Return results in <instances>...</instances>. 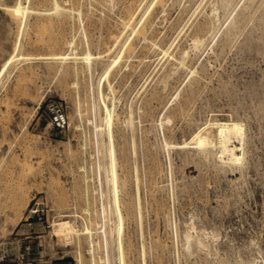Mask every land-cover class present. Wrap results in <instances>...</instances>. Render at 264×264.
<instances>
[{
    "label": "rangeland",
    "instance_id": "1",
    "mask_svg": "<svg viewBox=\"0 0 264 264\" xmlns=\"http://www.w3.org/2000/svg\"><path fill=\"white\" fill-rule=\"evenodd\" d=\"M61 1L82 17L0 9V251L29 242L44 264H79L80 253L93 264L86 234L66 240L54 223L101 217L97 264H264V0ZM130 11L139 32L124 26ZM70 37L78 48L61 63ZM183 48L181 66L170 53ZM51 102L66 106L63 132L49 124ZM215 118L244 123L238 164L180 145L198 126L215 137Z\"/></svg>",
    "mask_w": 264,
    "mask_h": 264
},
{
    "label": "bare ground",
    "instance_id": "2",
    "mask_svg": "<svg viewBox=\"0 0 264 264\" xmlns=\"http://www.w3.org/2000/svg\"><path fill=\"white\" fill-rule=\"evenodd\" d=\"M22 1L23 0H17V1L15 0L16 3L14 2V4H4V3H2L0 1V9L1 10H4V9L13 10V11L17 12V14H19V13L21 14V13H25V12H33V13L39 14L40 16H42V15L49 16V15L55 13V14H59V15H61V14L69 15L70 17H76V16L82 17V11L80 9L76 10L74 7H68V6L66 7L63 4L64 2L61 1V0H52V6L51 7L32 8V9H31V7H30V9H28L27 7H25L23 5ZM66 1L68 2V0H66ZM255 1L256 0H249L250 5H252ZM167 2H168V0H164L163 3H162V5L163 6H166L167 5ZM220 2H221V7H224V8L227 9L231 5L232 0H220ZM200 4H202V3H200ZM217 12H218V7L216 6V3L215 4H212L211 11L209 12L210 13L209 18L216 17V19H217L218 18L217 17V15H218ZM241 14L244 15L245 13H241ZM244 16L242 18H244ZM206 20H205L204 23H201L200 25L198 24L199 25V29L200 28H203V26L206 23ZM123 23H124V26H126V27L128 26L133 31L139 32L138 23H136V13L134 11H130L124 17V22ZM8 24H10V23H8ZM152 24L150 23L149 25H147L148 30L152 29ZM202 30H204V29H202ZM196 31H199V30H196ZM205 31H206V29H205ZM199 33H201V30H200ZM199 33L195 32V34L193 35V39H192V45L196 49L199 48L200 46H202L203 45L202 42L204 41V39L202 38V36ZM206 33H204V34L206 35ZM202 35H203V33H202ZM142 36L144 37V39H147V37H145L144 34H142ZM65 42H66V45H67V50L63 53V56H61V63H65V61L63 59H64V55L68 51L73 52L76 48H78V46H77L78 45L77 38L70 37ZM148 45L150 47H155V48L156 47H158V48L160 47L159 46V42L158 41H155L153 39L150 40V42H149ZM171 46H172V44L169 47H163V48H161L162 52H164L166 55L169 54V51H170ZM1 50H3V49H1ZM54 53H55V51H54ZM59 53H57V54H59ZM57 54H55V55H57ZM188 55H189V50L187 48H183L178 53H170L171 59L174 60V63H176L177 65H181V66L182 65H185V60L188 57ZM168 58H169V56H168ZM75 62L77 63V60H75ZM187 65H188V63H187ZM178 67H180V66H178ZM171 73H172V71L167 72V74L166 73L165 74L168 77V76H170ZM166 80L164 79L163 82H165ZM77 84H78V82H74V85H77ZM41 101H42V99L39 100L35 104V107L33 109L34 112L32 111L33 112V115L38 110V108L40 107ZM108 111H109V108L107 107V112ZM79 112L81 114V111L80 110H79ZM31 117H33V116H31ZM106 120H107V122H110V119L108 118V115L106 116ZM89 121H91V119H89ZM132 121L133 120L130 119V122L133 124ZM212 121H209V124ZM212 124L215 127V137H213V135H211L210 133H208L207 131H205V127L204 126H198L194 130V132L192 134L191 140H188V141L186 140L183 143H181L180 145L186 146V145H189V144H192L193 143V144H195V146L197 145L199 147L213 146L212 148L216 147V155H217V157L221 161H223V162H231L232 161V162L238 164V162H240L242 160L243 154H244V142H245V127H244L245 125H244V123H242L241 121H239L237 119L215 118L214 119V123H212ZM96 127H97V125H96ZM214 138H215V140H213ZM165 144L167 146H170V145H172V146L179 145L178 143H171V142H168V141H166ZM113 154L114 153H112V151H111V169H112L113 180L116 181V175H115L116 173H115V170H116L117 161H116V158L114 157ZM136 180H137V183L139 184V177H138V175L136 176ZM88 191H89V189H88ZM103 207H105V206H103ZM89 208H86V210L88 211ZM138 209H139V212H140V215H141V212L143 210H141L140 197H139ZM103 213H104L103 214L104 217H106V215H105V208H104V212ZM66 216H69V215L67 214ZM100 223H101V217L97 218L96 220L94 219V221H90V223L87 222V224H85L84 227L81 229V228H78L70 219H67V218L64 217L63 219H60L59 221H57V222L54 223V226H55V230H54L55 233L54 234L56 236L63 237L66 240H71L75 236H80L81 234H86L87 244H88L87 250L91 254V257L93 259V264H97V258L100 259V262L103 261V260H105V256H103L101 254V252L99 251V247L98 246L97 247L95 246L98 243V238L97 237H98V235H99L100 232H102L104 235L107 236L106 229H102L100 231L97 229L96 226H99ZM120 229H121V225H119V230ZM185 237H186L188 243H190V239L192 237L191 233L187 232L186 235H185ZM198 241L200 242V244L202 243L201 240L198 239ZM67 244H69V243H67ZM146 249H145V246L143 245L142 252H143L144 262L146 261V254H147L146 253L147 252ZM77 260H78V263L79 264H82L83 263V257H82V254L81 253L78 255Z\"/></svg>",
    "mask_w": 264,
    "mask_h": 264
},
{
    "label": "built area",
    "instance_id": "3",
    "mask_svg": "<svg viewBox=\"0 0 264 264\" xmlns=\"http://www.w3.org/2000/svg\"><path fill=\"white\" fill-rule=\"evenodd\" d=\"M48 118L51 127L63 132L69 127L70 120L66 106L63 102H51L47 105ZM43 254L40 250H35L34 246L29 242L21 244L19 250L0 251V264H44Z\"/></svg>",
    "mask_w": 264,
    "mask_h": 264
},
{
    "label": "crops",
    "instance_id": "4",
    "mask_svg": "<svg viewBox=\"0 0 264 264\" xmlns=\"http://www.w3.org/2000/svg\"><path fill=\"white\" fill-rule=\"evenodd\" d=\"M55 264H63V263L59 262V263H55Z\"/></svg>",
    "mask_w": 264,
    "mask_h": 264
}]
</instances>
